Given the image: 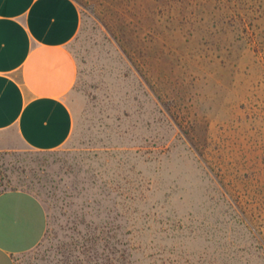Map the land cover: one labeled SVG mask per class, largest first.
I'll use <instances>...</instances> for the list:
<instances>
[{
	"label": "rangeland",
	"instance_id": "rangeland-1",
	"mask_svg": "<svg viewBox=\"0 0 264 264\" xmlns=\"http://www.w3.org/2000/svg\"><path fill=\"white\" fill-rule=\"evenodd\" d=\"M73 138L0 154L48 232L17 264H264V0H75Z\"/></svg>",
	"mask_w": 264,
	"mask_h": 264
},
{
	"label": "crops",
	"instance_id": "crops-1",
	"mask_svg": "<svg viewBox=\"0 0 264 264\" xmlns=\"http://www.w3.org/2000/svg\"><path fill=\"white\" fill-rule=\"evenodd\" d=\"M81 24L75 0H0V154L54 152L73 138L78 65L70 46ZM47 232L41 200L5 188L0 173V264H17Z\"/></svg>",
	"mask_w": 264,
	"mask_h": 264
},
{
	"label": "trees",
	"instance_id": "trees-1",
	"mask_svg": "<svg viewBox=\"0 0 264 264\" xmlns=\"http://www.w3.org/2000/svg\"><path fill=\"white\" fill-rule=\"evenodd\" d=\"M1 173V172H0ZM2 177V176H1ZM2 184H3V179H2ZM4 186V185H3Z\"/></svg>",
	"mask_w": 264,
	"mask_h": 264
}]
</instances>
